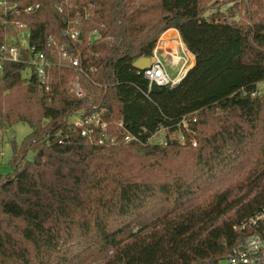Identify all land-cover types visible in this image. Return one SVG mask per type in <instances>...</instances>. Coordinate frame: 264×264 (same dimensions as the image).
I'll return each instance as SVG.
<instances>
[{
	"label": "trees",
	"instance_id": "1",
	"mask_svg": "<svg viewBox=\"0 0 264 264\" xmlns=\"http://www.w3.org/2000/svg\"><path fill=\"white\" fill-rule=\"evenodd\" d=\"M10 1L40 8L0 17V45L4 21L26 24L30 45L65 43L88 77L79 99L73 69H51L46 92L23 76L26 51L4 67L0 130L31 133L0 176V264H225L250 233L238 228L264 211V0H248L238 19L236 7L211 13L212 0H82L90 17H79L76 43L58 0ZM171 29L196 64L153 94L134 64ZM79 112L101 115L118 143L74 132ZM161 130L166 145L148 144Z\"/></svg>",
	"mask_w": 264,
	"mask_h": 264
},
{
	"label": "built area",
	"instance_id": "2",
	"mask_svg": "<svg viewBox=\"0 0 264 264\" xmlns=\"http://www.w3.org/2000/svg\"><path fill=\"white\" fill-rule=\"evenodd\" d=\"M81 2L82 0H58L54 6L59 14L67 17V28L64 31V37L72 43L82 39V33L79 29L81 24L79 17L84 16L85 20L90 17L89 9L91 6H83ZM39 8L40 6L37 5L36 7L31 6L20 10L17 3L10 0H0V17L4 19L10 15H20L22 12L30 14ZM74 11H77L76 18L71 17ZM4 25L5 35L0 45V80L3 77L5 65L8 63H21L23 61L22 51H26L27 60H25V64L29 67L27 70L29 76L33 72L37 76L41 88L46 92L50 90L51 69L55 67L70 68L76 72L77 76L70 84L69 93L79 99L83 97L81 76L88 77V75L81 65L80 58L70 52L65 43L49 38L46 41L43 40L45 49L42 50L37 46L30 45V29L26 24L16 21H4ZM92 35H97V33L94 32ZM22 42H26L28 48H23ZM166 56L171 59L170 64L173 68L179 67L184 60L179 54H167ZM151 59L153 60L151 67L143 71L145 79L149 82V92H151L152 85L163 89L165 87H175L180 83L182 79L180 73L176 77L170 76L157 48ZM68 124L74 132L80 130L81 136L92 144L116 145L118 143L115 136L108 135V124L99 114L84 117L83 112H79L69 118ZM183 124L186 126L185 122ZM120 127H122V124H120ZM144 133H146L145 130ZM160 136L163 138L159 139ZM164 139L165 132L161 130L149 139L148 144L163 146L166 145ZM122 141L125 144H131L140 142V139L132 134H126ZM193 146L196 147V144L194 143ZM238 230H250V233L233 250L227 258L226 264H264V211L248 218Z\"/></svg>",
	"mask_w": 264,
	"mask_h": 264
},
{
	"label": "rangeland",
	"instance_id": "3",
	"mask_svg": "<svg viewBox=\"0 0 264 264\" xmlns=\"http://www.w3.org/2000/svg\"><path fill=\"white\" fill-rule=\"evenodd\" d=\"M208 6H211L213 11H217L220 9L223 13L229 14L234 7H236L237 10H239V13L237 14L238 18H243L246 15L245 9L243 6H246L247 8H250V4L248 0H238L234 1V3H231L230 0H212L209 2ZM26 35V34H25ZM97 35H92L91 40H96ZM23 48H28V44L26 42H22ZM166 68H168V71L171 75L175 76L179 70V68H173L171 67V59L169 58L167 62H164ZM23 76L25 78L29 77V71H26ZM259 91L263 94L264 93V84L259 85ZM31 129L26 124H19L11 129H7L5 131L0 130V176H7L12 173L11 168V161L13 159V149L12 144L15 142L17 145H21L24 139L30 135ZM159 139H162L163 137H158ZM157 139V140H159ZM30 159H33V154L29 155ZM237 179V177L235 178ZM228 183H225V185H220L219 190L223 189L224 187L228 186ZM226 264V263H225Z\"/></svg>",
	"mask_w": 264,
	"mask_h": 264
},
{
	"label": "crops",
	"instance_id": "4",
	"mask_svg": "<svg viewBox=\"0 0 264 264\" xmlns=\"http://www.w3.org/2000/svg\"><path fill=\"white\" fill-rule=\"evenodd\" d=\"M157 50L159 51L160 57L164 62H167L169 59V57L166 56L167 54H179L184 58L180 66L177 67L179 70L175 76L171 75L168 71L171 77H176L178 73H180V77H184V75L196 64L195 56L186 48L182 42L179 32L175 29L168 30L162 35L158 43Z\"/></svg>",
	"mask_w": 264,
	"mask_h": 264
},
{
	"label": "water",
	"instance_id": "5",
	"mask_svg": "<svg viewBox=\"0 0 264 264\" xmlns=\"http://www.w3.org/2000/svg\"><path fill=\"white\" fill-rule=\"evenodd\" d=\"M152 62H153V60L151 58H142V59H139L138 61L135 62L134 68H136L137 70L143 72L146 69L151 67ZM187 73L184 75V77H182L181 81L186 77ZM161 92H162L161 88L157 87L156 85H152L151 93L160 94Z\"/></svg>",
	"mask_w": 264,
	"mask_h": 264
}]
</instances>
